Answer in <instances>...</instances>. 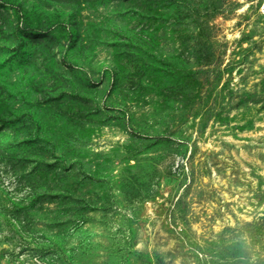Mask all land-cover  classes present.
<instances>
[{
  "label": "rangeland",
  "instance_id": "1",
  "mask_svg": "<svg viewBox=\"0 0 264 264\" xmlns=\"http://www.w3.org/2000/svg\"><path fill=\"white\" fill-rule=\"evenodd\" d=\"M0 264H264V0H0Z\"/></svg>",
  "mask_w": 264,
  "mask_h": 264
}]
</instances>
